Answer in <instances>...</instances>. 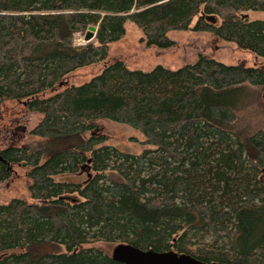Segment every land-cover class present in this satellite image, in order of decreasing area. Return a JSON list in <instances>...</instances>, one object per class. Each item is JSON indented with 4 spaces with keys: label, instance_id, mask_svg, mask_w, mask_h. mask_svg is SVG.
Segmentation results:
<instances>
[{
    "label": "trees",
    "instance_id": "1",
    "mask_svg": "<svg viewBox=\"0 0 264 264\" xmlns=\"http://www.w3.org/2000/svg\"><path fill=\"white\" fill-rule=\"evenodd\" d=\"M246 11L264 13V0H0V104L40 113L30 134L42 139L0 149V181L10 164L26 167L31 199L0 203V264H124L87 246L96 241L264 264V129L242 134L234 109L242 86L264 87V19ZM127 21L146 46L169 48L168 32L191 29L259 63L199 54L177 69L141 70L114 60L61 85L104 61ZM97 119L140 132L142 150L104 144Z\"/></svg>",
    "mask_w": 264,
    "mask_h": 264
},
{
    "label": "rangeland",
    "instance_id": "2",
    "mask_svg": "<svg viewBox=\"0 0 264 264\" xmlns=\"http://www.w3.org/2000/svg\"><path fill=\"white\" fill-rule=\"evenodd\" d=\"M244 15L249 19H264L262 12L246 11ZM168 37L174 41V45L169 48L146 46L141 41L142 32L139 28L127 21L124 35L109 45L108 56L104 61L74 70L63 79L61 85L85 82L100 72L104 64L114 60H122L129 68L141 70H150L158 64L177 69L183 64L194 62L199 54L208 55L227 64L241 63L250 66L259 63V59L250 52L243 51L234 43L221 40L210 32H198L191 29L176 30L168 32ZM79 41H82V36L77 34L74 42ZM234 109L237 115L236 128L239 132L247 134L264 129V87L242 86L241 98ZM40 119V113L28 110L21 101H3L0 104V149L7 146L37 148L42 139L31 135L30 130ZM93 123L96 132L105 136L104 144L133 154H138L142 150L143 145L140 142L143 141V136L137 130L106 119H97ZM10 170V177L0 181V203H5L13 197L23 198L30 202L27 168L19 164H10ZM106 173L112 179L118 178L112 170H107ZM83 177H69L68 179H83ZM214 238L215 236L211 233L203 234L204 241L210 242ZM192 240L197 245L201 243L199 236H195ZM116 244L96 241L87 246L97 247L111 255Z\"/></svg>",
    "mask_w": 264,
    "mask_h": 264
},
{
    "label": "water",
    "instance_id": "3",
    "mask_svg": "<svg viewBox=\"0 0 264 264\" xmlns=\"http://www.w3.org/2000/svg\"><path fill=\"white\" fill-rule=\"evenodd\" d=\"M90 30L86 33L85 40L92 37ZM111 258L124 264H226L221 262L207 263L189 254L177 253L172 250L162 252L153 249L144 250L127 243L114 245Z\"/></svg>",
    "mask_w": 264,
    "mask_h": 264
},
{
    "label": "built area",
    "instance_id": "4",
    "mask_svg": "<svg viewBox=\"0 0 264 264\" xmlns=\"http://www.w3.org/2000/svg\"><path fill=\"white\" fill-rule=\"evenodd\" d=\"M85 41H86L85 38L82 37V41H79L76 44L80 45V44H83Z\"/></svg>",
    "mask_w": 264,
    "mask_h": 264
}]
</instances>
